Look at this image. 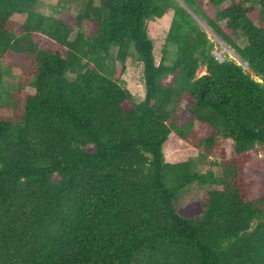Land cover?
Wrapping results in <instances>:
<instances>
[{
    "label": "trees",
    "instance_id": "obj_1",
    "mask_svg": "<svg viewBox=\"0 0 264 264\" xmlns=\"http://www.w3.org/2000/svg\"><path fill=\"white\" fill-rule=\"evenodd\" d=\"M70 1L74 26L38 0H0V59L27 78L11 92L0 62V264H264V179L249 166L264 151V1ZM168 12L156 65L147 23ZM198 20L248 70L219 60ZM130 53L138 103L120 80ZM171 133L205 156L229 141L232 156L218 176L168 163ZM194 183L207 187L199 208L182 207Z\"/></svg>",
    "mask_w": 264,
    "mask_h": 264
},
{
    "label": "rangeland",
    "instance_id": "obj_2",
    "mask_svg": "<svg viewBox=\"0 0 264 264\" xmlns=\"http://www.w3.org/2000/svg\"><path fill=\"white\" fill-rule=\"evenodd\" d=\"M203 4V0H198ZM264 0H253L249 5H253L255 8H259L260 2ZM99 0H94V4L98 5ZM208 17H213L214 14L208 8H204ZM36 10L44 15L55 16L58 18H63L67 22H70L73 26L74 17L81 12L82 2L81 1H66V0H38ZM172 12H168L162 19L150 20L147 23V33L151 41L153 42V54L156 65L160 62L162 58V49L165 44V37L171 22ZM25 16L15 15L12 18V21L15 23V30L19 32L18 24L22 23ZM200 26L207 33L208 38L211 42L217 45L214 55L222 60L223 58L232 59L238 63L239 59L237 58L235 51L231 46L227 45L225 42L221 41L216 34L207 26L204 21L198 20ZM220 25L225 29L224 22H221ZM76 30V29H75ZM86 32L92 34L94 32V26L86 27ZM74 34L71 38L74 37ZM235 43L239 46H244L245 41L243 39H234ZM44 49L53 51L56 48L50 47L47 44L43 45ZM169 51L173 48L167 47ZM61 50L62 56L65 55V51ZM113 55L115 50L112 51ZM170 57V55H169ZM168 57V58H169ZM1 68L4 71V83L6 88L12 92L15 87L24 81L27 80L26 76L22 74V71L17 67V63L12 59L10 55L0 59ZM110 68L115 70L120 68V64L117 62L109 61ZM243 67H246V64H242ZM116 69V70H117ZM8 71V73H7ZM204 74V69L198 71V75ZM258 81L257 78H254ZM120 80L124 82V86L131 92L134 102L138 103L143 101L145 95L144 79H143V67L142 64L136 60V57L133 53H130L129 57L125 62V67ZM23 94H34V89L29 86H25L23 89ZM23 96V95H22ZM185 103H182V107ZM3 116H11L9 110H3L1 112ZM198 123H195V128H197ZM163 153L165 161L168 163H177L185 162L188 159H193L195 162V171L198 173H206L211 171L215 176L219 175L220 167L219 162L224 158H229L232 156V149L230 147L229 141H224L219 139L218 147L209 155L205 156L193 145L181 141L174 133H171L168 137V140L163 145ZM250 167L254 168L252 170V176L258 181L264 179V151L259 149L256 153L254 159L250 161ZM251 175V171L249 172ZM207 189L205 186H199L197 184H192L188 186L182 192V198L180 204L182 207L187 205H193L196 208H199V202L203 198V193Z\"/></svg>",
    "mask_w": 264,
    "mask_h": 264
},
{
    "label": "water",
    "instance_id": "obj_3",
    "mask_svg": "<svg viewBox=\"0 0 264 264\" xmlns=\"http://www.w3.org/2000/svg\"><path fill=\"white\" fill-rule=\"evenodd\" d=\"M242 64H245V63H242L240 60L238 61V65H240V66H242ZM243 67V66H242ZM245 70H248V68H247V65H246V67H243Z\"/></svg>",
    "mask_w": 264,
    "mask_h": 264
}]
</instances>
